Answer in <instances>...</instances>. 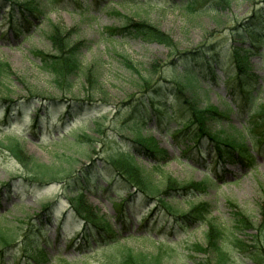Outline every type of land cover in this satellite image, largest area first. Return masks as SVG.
<instances>
[{
  "label": "rangeland",
  "instance_id": "374dc122",
  "mask_svg": "<svg viewBox=\"0 0 264 264\" xmlns=\"http://www.w3.org/2000/svg\"><path fill=\"white\" fill-rule=\"evenodd\" d=\"M28 1L40 0L17 2ZM181 2L49 0L41 20L30 19L32 22L27 26L28 23L20 18V34H16L15 29H10L7 19L13 10V3L0 0V62L8 66V77L0 76V101L3 98L18 101L31 96L26 86L37 89L42 97L56 100L91 99L81 107L73 104L68 115H65L63 106L49 107L52 118L44 119L47 124L42 125L34 138L27 128L30 119L28 108L21 115H14L7 126L0 125V129L4 130L0 131V140L4 139V135L23 138L20 157L32 159L52 170L61 169L64 172L60 171L59 177L62 178L89 166L94 160L97 171L108 180L109 172L103 166L105 157L132 150L138 169L158 188L155 198L145 197L121 183H113L106 194L87 191L81 207L84 217L108 222L112 233L86 226L83 220L68 211V203L62 198V183L45 180L39 184L14 185L9 191L5 189L0 195V214H4L0 218V226L4 224L19 232L14 238L16 245L6 255L4 264H111L113 258L129 250L148 257L161 253L162 264H200L198 260L201 258L193 254L191 246L204 244L207 224H189L179 218L194 204H205L210 210L208 218L224 229L223 240L229 250V264H258L252 256V248L247 251L239 248L251 247L254 240L264 244V150H251L254 161L250 168L240 161L216 166L211 155H207L205 140L198 145L190 135L187 138L172 136L182 126L178 119L191 114L172 95L167 96V113L162 109L164 113L159 117L155 114L146 116L139 132L120 131L115 126L120 117L131 115L129 104L143 93L139 88L141 79H149L150 84L163 88L175 86V83L189 85L184 90V97L199 107L206 124L215 133L231 138L228 143L233 145V142L245 138L249 109L241 106V100L234 96L235 93L232 95L231 83L226 80L234 71L228 55L220 56L221 64L215 66L213 73L202 60H191L190 55H187L188 59L180 60L178 56L184 52L206 50L210 45H214V51L209 53L222 54L229 48V40L236 31L243 34V47L249 46V34L242 27L246 23L248 31L258 27L259 33L264 36V24L260 29L258 25L261 24H248L247 21L253 14L264 16V0H230L229 7L216 11L201 5L190 11L181 6ZM15 20L18 24V19ZM129 20L152 24L168 34L174 43V50L156 42L112 35L113 29ZM61 33L65 36H58ZM64 37L80 47L82 63L81 70L73 77L71 88L66 91L57 88L52 71L43 67L39 55L54 54V46ZM255 45L259 47L246 58L262 87L258 102L263 103L264 44ZM184 66L196 71L199 78L186 75ZM87 67L95 69L101 83V88L88 89V94L84 78ZM252 94L255 95L256 91L252 90ZM43 101L38 99L33 106ZM208 110L217 111L224 117H214ZM2 120L0 113V124ZM89 124L94 130L87 128ZM81 129L90 135L94 131L98 134L103 132V135L91 146L80 140L79 134L76 135ZM137 136L141 137L144 149L132 145L130 140ZM133 146L138 151H134ZM148 149L165 151V154H156L160 159L158 167L148 157ZM25 166L18 162L16 155L0 146V186L12 177L32 176L33 173ZM208 176L213 180L208 182L203 192L192 191L191 187L186 191L179 190L183 184L202 182ZM169 179L179 184L175 186ZM108 195L112 198L108 199ZM122 198L126 200L120 213L114 207ZM53 201L56 204L50 214H42V206ZM232 204L235 209H232ZM37 214L41 216L35 220V225L42 233H33L31 245L43 243L45 256L34 261L29 257L30 252L25 253L18 241L29 218ZM235 214L239 217L235 218ZM5 218L10 222L3 221ZM234 237L239 239L236 243L238 248L232 245ZM1 244L4 242L0 241V248Z\"/></svg>",
  "mask_w": 264,
  "mask_h": 264
},
{
  "label": "trees",
  "instance_id": "16d2710c",
  "mask_svg": "<svg viewBox=\"0 0 264 264\" xmlns=\"http://www.w3.org/2000/svg\"><path fill=\"white\" fill-rule=\"evenodd\" d=\"M4 1H10L13 3V10H11V12L8 14L7 19L10 29H15L16 34H20V18L25 20V22L28 23V26L31 24V20H41V18H43L46 11L45 7H48L49 5V0L28 1L23 3H18V0ZM229 4L230 0H182L180 3L181 6L190 11L194 10V8L198 5L216 11L219 9H224L225 7H229ZM256 17L259 18L254 19ZM16 18L19 21L18 24H16ZM248 18V24H261L258 26H260V29L263 28V14H253ZM246 26L242 27V29L244 32H246V34H249L247 36L250 43L249 46L243 47V34L236 31L229 40L231 41L228 45L229 48L227 50H223L222 54L221 52L214 53L213 55L209 53L214 51V45H210L206 47V50H202L200 52H184L178 56L180 60H185L187 55H190L191 60H202L207 65L208 70L213 73L215 66H220L221 64L220 56L223 54L228 55V59H230V62L234 67V71L231 75L226 77V80L231 83L232 95L235 93L234 96L241 100V106L248 107L249 109V121L247 120L248 123L244 131L245 138L243 140H237L233 142L234 145L231 144V142L228 143L231 138H227L221 134L215 133L206 124V118L202 114V111L199 109V107L190 99H186V97H184V90H187L189 85L175 83V86L163 88L162 86L150 84L149 79H141L139 88L142 89L141 92L143 93L140 94V97L133 99L131 104H129L128 112L129 115H131L127 117H120V119L116 121L115 126L120 131L128 129L129 131L136 130V132H139V127L141 124H144V119L146 116L155 114L156 117H159L162 113H164L162 109L164 111L167 109V96L172 95L176 102L183 103L187 110L191 113L187 117H180L178 119V123H182V126L180 129L173 132V137L187 138V136L190 135L192 141H195L198 145L205 140L206 152L208 155H211L210 157H212V162L217 165H224L225 163L240 161V163L244 166L248 168L252 167L254 156L251 150L253 149L257 152L264 150V102H258V94L260 93L262 87L260 84H258L257 75L255 74L246 57H248L249 54L254 53V50L259 47L256 46L255 43L264 44V36L259 33L257 30L258 27H255L252 31H248L246 29L248 26ZM112 35L119 37H132L135 39H140L144 42H156L171 50H174V43L171 42L169 35L162 32L152 24L146 22H134L129 20L122 26L113 29ZM58 36H65V33H61ZM238 40L240 41L238 42ZM58 43L59 44L54 46V54H49L48 56L45 53H40L39 55L42 57L41 61L44 63L43 67L52 71L54 83L57 88L59 90L66 91L71 88L73 77H75L78 71H80L82 68L79 53L80 47L77 44L68 42L66 37L62 38V40H60ZM237 43L241 45H236ZM125 61L124 63L126 64ZM127 64H129V62H127ZM183 72L192 78L199 77V74L196 71L188 69L186 66L183 67ZM0 76L8 77V66L2 62H0ZM84 78L85 82L88 84V88L86 89L87 91L85 90L86 94H88V89L95 90L96 87L101 88L99 79L100 77L97 75L95 69L93 70L92 68L87 67L84 72ZM257 84L258 87H256ZM25 88L28 92V95L31 96L19 99L18 101L10 100L9 98H3V101H0V113H2L3 119L2 124L0 125H8L13 121L12 118L14 115H21L29 108L30 119L27 128L31 132L33 138L38 136L42 125L44 123L47 124V122H44V119L50 120L52 118L50 117L51 114H49V107L63 106L65 108V115H68L73 107V104L81 107L86 105V103L91 100L89 98H67L66 102V100L62 99L56 100L55 98L42 97V95H40L38 90L34 87L26 86ZM252 90L256 91L255 95L252 94ZM86 97H88V95H86ZM38 99H43L44 101L39 103L38 106H33V103H35L34 101H37ZM228 109L230 110L231 108L228 106ZM208 111L211 112L214 117H224V115H221L217 111ZM165 113H167V111H165ZM133 118H136L137 121ZM57 121H61V119H58ZM87 128L94 130L90 124L87 126ZM166 132L168 133V130ZM102 133L103 132L98 134L96 131H94V133L90 135L81 129L80 133H77L76 135L79 134L80 140L89 143L92 146L91 143L101 139L103 135ZM96 136H98V138ZM140 138V136L132 138L130 140L132 145L142 147L143 142ZM3 142H5L4 146ZM21 142L23 141H19L14 137L5 135L4 139L0 140V146L4 147L11 154L16 155L18 162L23 166L26 165L25 167L35 176L29 175L24 177L10 178L9 181L1 185L0 195L4 189L8 191L13 189L14 185L20 186L23 183L28 185L39 184L45 180L57 181L62 183V198H64L68 203V211L73 213L79 219L83 220L84 225L94 226L112 233L111 225L108 222H98L91 220L88 217H84V212L82 211L83 209H81V207L87 197V191H101L106 194L113 183H121L125 188L133 189L134 192H140L145 197L150 196L155 198V193H157L158 188L151 184V182H149L144 177V173L136 166V161L134 159V153L132 150L127 152L119 151L111 153L105 157L103 166L109 172L108 177L110 176V178L108 180L105 177H102L101 172L97 171L98 167L94 166V160H91V164L89 166H84L77 171L75 170L76 172L73 171L69 175L65 176V178H62L59 177L61 175L60 171L64 172L61 169H58L57 171L52 170L49 167L36 163L32 159H22L20 157V154L23 151L22 146L20 147ZM133 149L134 151H138L135 146H133ZM148 150L149 151L147 152L150 153V155L147 154L148 157L156 163L155 167H158L160 159L156 154H165V151L159 149ZM92 168H94L93 171ZM207 180L204 179L202 182L183 184L179 187V190L181 189V191H186L191 187L192 191L194 190L197 192H203L208 186V182H212L210 177H208ZM169 182L175 186L179 184L176 183L175 180L171 179H169ZM163 193H167V190H163ZM108 198L111 199L112 197L108 195ZM124 200L125 199L122 198L121 202H119L114 207L115 209L120 210V213L124 205ZM54 205L55 201L44 204L42 206L41 213L43 214L50 212ZM231 207L232 209L236 208V206L233 204ZM167 209L170 210L171 208L169 207ZM209 214L210 210L205 204H194L189 207L187 213L181 214L179 218L184 219L185 222L187 221L189 224L198 222H206L207 224L204 244L195 243L191 246L193 254L196 255L197 258H201L198 260L200 264H229V250L226 248L223 240L225 236L224 229L209 219ZM240 215L243 216L242 213H240ZM3 216L4 214H2L0 218H3ZM40 216L41 214H37L29 218V222L26 223V227L22 230V233L19 236L20 240L18 241V244L22 247V250L25 253L26 251H29V257L34 261L35 258H39L41 260L44 258V253L41 250V246L38 244L31 245L33 244L31 241L33 233H36L35 235L39 234V232L42 233L41 229L36 228L35 225V220ZM234 217L237 218L239 215L235 214ZM91 218L93 219V217ZM3 221L7 222L8 219L5 218ZM8 222H10V220ZM247 222L249 221L247 220ZM240 224L242 223L240 222ZM18 232L19 231L16 229L11 230L8 226H4V224L0 226V241L4 242V244H1L3 246L0 248V264L5 263L6 255H8L12 250V247L16 245V239L14 238ZM237 242H239V239L234 237L232 245L236 248H238V245L236 244ZM250 246L251 247L246 248L240 247L239 249L247 251L249 248H252V256L258 261V264H264V244H260L258 241L254 240L253 244ZM123 254L113 258L111 264H162L163 255L161 253L148 257L147 255L141 253L135 254L129 250Z\"/></svg>",
  "mask_w": 264,
  "mask_h": 264
}]
</instances>
